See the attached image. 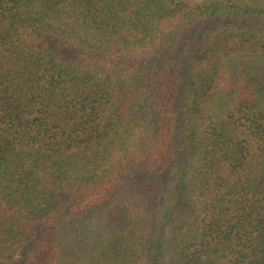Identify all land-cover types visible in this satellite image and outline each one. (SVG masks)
Wrapping results in <instances>:
<instances>
[{"label": "trees", "instance_id": "obj_1", "mask_svg": "<svg viewBox=\"0 0 264 264\" xmlns=\"http://www.w3.org/2000/svg\"><path fill=\"white\" fill-rule=\"evenodd\" d=\"M0 264H264V0H0Z\"/></svg>", "mask_w": 264, "mask_h": 264}]
</instances>
